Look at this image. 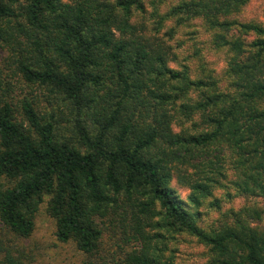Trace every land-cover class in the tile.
Masks as SVG:
<instances>
[{"label": "trees", "instance_id": "1", "mask_svg": "<svg viewBox=\"0 0 264 264\" xmlns=\"http://www.w3.org/2000/svg\"><path fill=\"white\" fill-rule=\"evenodd\" d=\"M252 1L0 0V59L12 72L0 67V225L12 237L0 240V264H34L24 241L44 209L78 264H171L162 230L197 237L211 264H264L263 207L208 233L170 186L181 173L197 203L237 163V187L264 198V21L247 17ZM196 18L232 54L226 85L170 65V25ZM8 75L42 88L48 110L15 100ZM196 118L203 126L187 132ZM187 167L209 184L189 181Z\"/></svg>", "mask_w": 264, "mask_h": 264}, {"label": "rangeland", "instance_id": "2", "mask_svg": "<svg viewBox=\"0 0 264 264\" xmlns=\"http://www.w3.org/2000/svg\"><path fill=\"white\" fill-rule=\"evenodd\" d=\"M149 4L153 0H147ZM152 5V4H151ZM152 12V10H150ZM247 17L249 19H260L264 21V0H253L247 8ZM135 23L139 27L152 28L151 16L138 15L135 17ZM175 29V37L171 42L173 48L170 56V65L179 68L186 66L190 75L194 79L206 77L212 79L219 85L229 83L228 67L232 54L228 53L215 45L214 32L205 24L203 18H196L183 25L171 24L170 29ZM168 26L163 29L167 35ZM0 67L4 70L6 64L0 59ZM5 74L12 73L7 69ZM7 80L16 82L14 86L15 100L25 97L34 98L36 105L43 111L50 107L47 99V93L38 87L29 86L21 78H12L7 76ZM197 128L192 127V123L186 124L187 132L194 133L202 127V119L196 118ZM180 126H178L179 129ZM201 161L203 158H200ZM237 167V168H236ZM243 166L227 164L222 176L214 177L210 184L212 194L205 197V193L198 197V202L193 203L189 196L193 193L190 184L185 178H181V173H175L174 179L170 186L175 189L180 199L186 201L189 210L194 215L197 223L208 233L218 232L223 227L235 224L238 219L244 220L248 213L247 207L255 205L264 208V198H257L242 192L235 181L239 173L242 174ZM239 171V172H238ZM183 173V172H182ZM188 180L205 184V173L201 170L187 167ZM187 175V174H184ZM209 184V183H208ZM0 225V240L7 242L12 241L10 234L3 231ZM163 238L160 240V247H163V261L171 264H211V248L201 242L197 237L182 230H162ZM115 239L107 235L105 240L106 249L115 250ZM27 246V253L35 260L34 264H78L80 253L76 250L73 243L60 242L54 233V223L46 214L45 209L41 210L36 219V228L34 234L24 241ZM1 245V243H0Z\"/></svg>", "mask_w": 264, "mask_h": 264}]
</instances>
